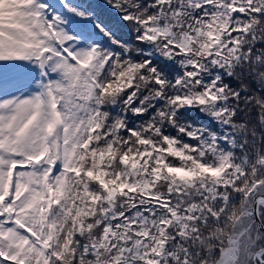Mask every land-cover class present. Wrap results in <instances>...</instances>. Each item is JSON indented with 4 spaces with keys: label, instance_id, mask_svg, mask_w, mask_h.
Segmentation results:
<instances>
[{
    "label": "snow or ice",
    "instance_id": "1",
    "mask_svg": "<svg viewBox=\"0 0 264 264\" xmlns=\"http://www.w3.org/2000/svg\"><path fill=\"white\" fill-rule=\"evenodd\" d=\"M0 264H264V0H0Z\"/></svg>",
    "mask_w": 264,
    "mask_h": 264
},
{
    "label": "trees",
    "instance_id": "2",
    "mask_svg": "<svg viewBox=\"0 0 264 264\" xmlns=\"http://www.w3.org/2000/svg\"><path fill=\"white\" fill-rule=\"evenodd\" d=\"M190 118H192V117H190ZM195 119H197V120H200L201 118L200 117H194Z\"/></svg>",
    "mask_w": 264,
    "mask_h": 264
}]
</instances>
